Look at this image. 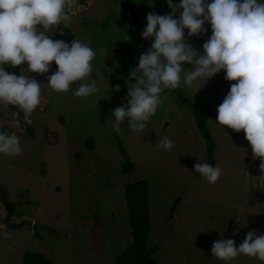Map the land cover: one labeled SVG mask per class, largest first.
Masks as SVG:
<instances>
[{
	"label": "rangeland",
	"instance_id": "374dc122",
	"mask_svg": "<svg viewBox=\"0 0 264 264\" xmlns=\"http://www.w3.org/2000/svg\"><path fill=\"white\" fill-rule=\"evenodd\" d=\"M127 3L76 0L67 10L71 22L61 24L74 34L73 40L87 43L96 53L92 76L74 82L69 91L48 86L51 70L29 73L27 62L20 65L22 74L41 84L40 105L27 119L23 112L33 137L15 127L18 111L0 103V132L16 134L22 148L19 156L0 154V264H21L25 251L40 253L53 264H115L133 240L124 186L137 180L147 183L151 226L147 245L155 248L153 256L161 264H225L211 252L215 241L233 239L239 247L249 231L264 235V187L253 174L256 158L250 142L243 130L237 133L217 123L218 106L237 82L228 81L225 70L201 77L191 87L182 81L179 88L164 90L162 103L143 132H133L127 119L121 132L114 131L111 113L128 107V83H136L130 71L153 43L154 38L141 35L147 14L172 12L167 0ZM204 27L206 32L190 38L185 29L186 39L201 54L212 35L210 23ZM51 31L46 33L51 39L71 45L63 30ZM3 67L12 73L10 65ZM191 67L185 64V71ZM93 81L95 94L88 98L74 94L80 84ZM194 109L206 113L215 145L212 166L222 169L214 184L194 168L207 162L208 148ZM164 137L174 142L170 151L158 147ZM119 146L134 164L131 173L122 171L126 158ZM3 197L12 204L11 216ZM94 233L101 239L97 252L90 250ZM229 264L264 261L241 254Z\"/></svg>",
	"mask_w": 264,
	"mask_h": 264
},
{
	"label": "clouds",
	"instance_id": "9594fccd",
	"mask_svg": "<svg viewBox=\"0 0 264 264\" xmlns=\"http://www.w3.org/2000/svg\"><path fill=\"white\" fill-rule=\"evenodd\" d=\"M172 12L147 14V25L141 35L154 38L151 47L139 57L138 67L130 71L128 107H116L111 115L113 129L121 132L127 119L133 132H143L161 105V93L180 87H191L201 77L211 78L225 70L228 81H237L218 106L217 123L239 133L245 132L254 158H259L261 174L256 179L264 187V2L262 0H167ZM76 0H0V103L19 107L25 118L41 103V84L29 75L10 74L3 67H18L27 62L30 72L50 71L55 61L58 70L48 76V86L56 92H67L74 82L90 78L95 51L80 40L71 45L53 40L46 33L53 26L71 22L68 9ZM182 9V11H181ZM179 13V19L175 18ZM210 23L212 35L203 44V54L186 39L206 32ZM185 64L192 65L185 71ZM119 91V85L115 86ZM98 91L97 84L82 83L75 91L78 97L88 98ZM20 121L15 122L19 128ZM174 142L164 137L158 147L171 150ZM0 154L22 155L16 134L0 132ZM196 172L209 183H216L220 167L208 162L196 163ZM4 237H8L5 232ZM211 252L225 264L238 255L264 261V235L249 231L236 246L233 239L215 241Z\"/></svg>",
	"mask_w": 264,
	"mask_h": 264
},
{
	"label": "trees",
	"instance_id": "16d2710c",
	"mask_svg": "<svg viewBox=\"0 0 264 264\" xmlns=\"http://www.w3.org/2000/svg\"><path fill=\"white\" fill-rule=\"evenodd\" d=\"M78 1L84 4L88 0H78ZM124 2L127 3V0H124ZM127 6L131 9L128 3ZM53 27H56L57 30L59 29L63 30L64 37H66L70 41V43H72L74 34L70 31L69 28L65 27L62 24ZM125 54L132 56V53H130L128 50L125 52ZM131 58L134 60L135 63L137 62L135 57L132 56ZM11 69H12L11 74H16L17 76L23 75L21 73L20 66L18 67L11 66ZM50 70L52 74H54L58 70V66L56 65L55 61L51 65ZM45 107H46V103L44 104V109ZM9 108L13 111H18L16 118L17 120L20 121V125H21L20 127L23 128L29 134V136L33 137L34 132L30 126V123H28L27 120L24 118L23 111L19 110L17 106L14 105H9ZM42 109L43 108L41 107V110ZM194 115L198 130L207 142V146H208V148H206L207 162L213 165V153L215 150V145L212 142V138L206 126V121H207L206 113L201 109H194ZM7 121L11 123L9 119H7ZM119 149L123 153V156L126 158L123 164L122 171L123 173H131L134 169V164L129 159H127V154L125 153L124 149L121 146H119ZM260 163L261 160L259 158H256L253 167V174L255 176H259L261 174ZM124 196H125V204L128 212V223L130 226L133 240L117 256L115 260V264H161L153 256V253L155 252V248H148L147 245V240L151 226H150V218L148 212V194H147L146 181L137 180L126 184L124 186ZM3 201L7 203V207L9 209L8 214L11 216L13 211L12 204L8 203L5 197H3ZM91 237L95 244H93L90 250L92 252H97L101 249L100 248L101 239L95 233ZM21 264H53V263L51 260L45 258L40 253L25 251L23 254Z\"/></svg>",
	"mask_w": 264,
	"mask_h": 264
},
{
	"label": "water",
	"instance_id": "95a60500",
	"mask_svg": "<svg viewBox=\"0 0 264 264\" xmlns=\"http://www.w3.org/2000/svg\"><path fill=\"white\" fill-rule=\"evenodd\" d=\"M257 181V180H256Z\"/></svg>",
	"mask_w": 264,
	"mask_h": 264
}]
</instances>
